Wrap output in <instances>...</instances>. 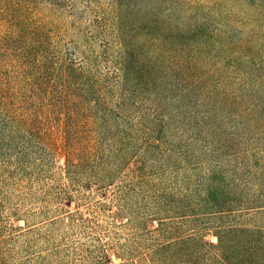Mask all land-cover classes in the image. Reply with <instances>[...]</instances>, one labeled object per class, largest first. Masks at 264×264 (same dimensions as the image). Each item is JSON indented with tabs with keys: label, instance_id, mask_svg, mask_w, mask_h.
<instances>
[{
	"label": "rangeland",
	"instance_id": "1",
	"mask_svg": "<svg viewBox=\"0 0 264 264\" xmlns=\"http://www.w3.org/2000/svg\"><path fill=\"white\" fill-rule=\"evenodd\" d=\"M20 32L26 37L18 38ZM9 44L24 49L30 46L35 69L38 61L44 63L42 98L51 135L46 141L35 138L32 142L21 134L13 141L6 137L7 144L0 146V264H110V260L104 261L106 256L120 264L115 255H123L119 245L127 244L133 231L112 193L130 169L118 171L117 186L112 187L97 182L96 170L78 178L76 171L73 179L67 173L63 147L73 138L70 127L77 126V115L70 113L68 119L77 105V72L91 76L107 92L112 111L119 107L121 93L115 84L125 47L137 54L141 51L154 63L191 61L203 63L209 70L222 68L233 81L229 91L237 93L243 86L249 90L250 79L264 81V0H0V47ZM159 51L170 52L156 56ZM135 59L139 61V57ZM235 64L263 68L258 72L242 71L241 66L232 71L224 68ZM162 76L163 82L170 83L167 74ZM240 78L242 85L235 86ZM133 88L128 89L123 107L115 111L124 117L109 119L113 127L120 122L123 129L144 140L147 136L139 130L140 123L151 125L161 111L172 134L169 148H178L174 129L178 117L187 122L182 116H191V110L204 100L181 110L175 95L169 94L168 107L159 110L153 95ZM251 89L259 97L264 95V84ZM222 123L219 126L224 131L250 135L229 122ZM97 125L101 127L100 122ZM106 137L100 141L104 147L110 141ZM250 142V138L243 141L245 149L256 145L264 150V141H258L259 145ZM202 158L200 161L205 160ZM164 160L157 157L152 163L148 154L145 157L154 166L150 170L158 173L169 169ZM179 164L180 175L192 173ZM105 167L109 173L115 169L108 155ZM242 187L243 195L264 193L263 183ZM194 211L185 214L186 219L171 220L173 216L164 214L161 220L141 224L133 236L138 247L128 248L140 253L151 239L166 243L184 237L216 245V235L224 228L264 231V209L225 215ZM170 221L176 224L165 227Z\"/></svg>",
	"mask_w": 264,
	"mask_h": 264
},
{
	"label": "trees",
	"instance_id": "2",
	"mask_svg": "<svg viewBox=\"0 0 264 264\" xmlns=\"http://www.w3.org/2000/svg\"><path fill=\"white\" fill-rule=\"evenodd\" d=\"M16 36L26 37L21 32ZM30 48L10 47V44L0 47V146L7 144L6 137L13 141L21 134L32 142L35 138L46 141L51 135L42 98L44 63L38 61L36 69L32 66ZM125 48L115 84L121 93L118 109L109 108L107 92L100 90L94 78L77 72V105L74 112L68 113V119L70 113L77 115V126L70 127L73 138L63 147L70 179L76 171L78 178L87 171L96 170L97 182L112 187L117 186L118 171L131 170L112 193L113 202L120 214L127 216L129 223L126 225L133 231L132 239L119 245L123 255L116 254V258L122 261L120 264H264V231L243 227L221 229L216 235V245L184 237L166 243L151 239L140 253L128 248V245L138 247L139 242L133 236L141 224L154 218L161 220L164 214L173 216L169 217L172 220L186 219L185 214L194 210L205 211L207 215H225L264 209V193L243 195L241 191L242 185L247 183L264 184V150L253 145L264 141V95L259 97L251 89L254 85L261 87L264 81L250 79L247 83L250 89L243 86L236 93L229 91L233 81L222 68L209 70L207 65L191 61L186 64L154 63L141 51L137 54ZM159 52L156 56L170 51ZM135 57H139V61ZM240 66L242 71L253 72L263 68L249 64L224 68L232 71ZM165 74L169 76L168 84L160 78ZM242 78L234 82L235 86L242 85ZM132 88L153 95L159 102V110L168 107L169 94L175 95L174 101L181 110L192 109L198 100H204L191 110V116H182L187 122L178 117L174 128L178 131V148H169L172 147L169 143L172 134L161 111L151 125L140 123L139 130L147 136L144 140L123 129L120 122L113 127L109 119L116 115V121H120L124 117L115 111L123 107L128 89ZM221 119L250 135L238 136L231 130L224 131V126H219ZM103 136L110 140L106 147L100 142ZM247 138L253 140L250 142L253 146L245 149L242 144ZM18 148L21 147L18 145ZM147 154L152 163L157 157L165 159L169 169L162 173L152 172L150 169L154 166L145 162ZM107 155L115 167L110 173L105 167ZM201 156L204 161H200ZM76 158L77 165L74 164ZM179 163L192 173L180 175ZM175 224L170 221L165 227ZM109 260L113 264L109 257L104 258V261Z\"/></svg>",
	"mask_w": 264,
	"mask_h": 264
}]
</instances>
